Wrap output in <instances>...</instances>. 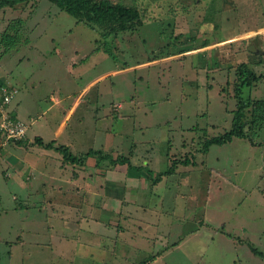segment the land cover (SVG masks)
I'll list each match as a JSON object with an SVG mask.
<instances>
[{
    "label": "rangeland",
    "instance_id": "374dc122",
    "mask_svg": "<svg viewBox=\"0 0 264 264\" xmlns=\"http://www.w3.org/2000/svg\"><path fill=\"white\" fill-rule=\"evenodd\" d=\"M110 1L137 5L143 24L104 38L98 29L76 23L48 0H39L33 9L30 5L0 8V33L11 20H24L20 42L6 52L0 46V80L12 85L13 98L22 80L20 87L26 85V96L33 93L32 102L38 105L29 118L22 102L21 121L29 126L26 136L0 150V264H152L154 251L159 250L165 254L155 264H264V118L252 117L254 105L249 104L245 138L201 152L206 139L231 129L238 105L237 67L248 63L245 56H250L244 47L251 41L264 46L255 39L243 41L238 34L255 22L264 27V0ZM259 60L256 72L263 78L254 82H258L255 92L253 86L243 92L252 101L264 100V57ZM51 95L61 103L54 104ZM16 99L10 110L19 103ZM39 134L48 140L40 138L45 143L53 138L57 145L72 142L74 155L101 150L114 162L96 155L83 165L66 163L60 152L39 146ZM33 154L49 157L47 170L43 164L48 179L37 177L39 171L26 164ZM186 158L194 162L189 171L169 177L163 186L172 192L163 194L164 204L176 207L175 213L166 207L156 217L140 211L114 213L108 232L118 239L140 221L170 226L172 235L165 229L158 237L155 233L141 240L142 260H74L73 245L67 242L66 256L58 255L62 244L57 245V235L62 237L63 231L67 237L74 235L68 242L75 240L72 227L57 229L59 221L69 225L77 221V208L66 205L75 197L66 188L74 189L75 169L80 176L77 182L90 181L95 174L113 185V190L98 193L103 198L109 193L110 208L115 210L124 199L123 191L141 179L143 160L159 170L154 182L166 175L172 159ZM139 185H144L142 179ZM19 232L27 243L11 257L7 246ZM39 237L56 246L32 242ZM155 243L159 249L154 250Z\"/></svg>",
    "mask_w": 264,
    "mask_h": 264
},
{
    "label": "crops",
    "instance_id": "0c3cea01",
    "mask_svg": "<svg viewBox=\"0 0 264 264\" xmlns=\"http://www.w3.org/2000/svg\"><path fill=\"white\" fill-rule=\"evenodd\" d=\"M238 36L239 38L241 37L243 41H246L244 39H247V40L255 39L256 42L261 41L262 43H264V27H258L255 22L252 27H249V29L240 32ZM249 45H253L259 51V53H254V54L250 53L251 55L249 57L245 56L249 60L248 65L251 68H253L255 73H257L256 69L260 67V64L256 63L257 58L259 59L260 56L264 57L263 56L264 46L263 44L261 46H257L255 41L247 42L244 47L245 51L247 52H248L247 47ZM257 55L259 56L257 57ZM243 62L247 63V61H243ZM260 80H258V82ZM21 81L18 82V85H17L18 93L17 95H15L16 97H14L15 99L17 98L16 100L19 103L13 110H10V112H12L11 114L19 120H21V118L24 116L32 118L31 117L32 112L38 106L37 103L32 102V101H36V98L35 96H33V93L30 94L31 96H28V97L26 96L25 90L27 86L25 85V86L20 87V85L22 84ZM258 82L257 84L256 83L253 84V87L251 89L252 92L256 91L258 87ZM23 84H26V82H23ZM0 85H4L8 87L12 86V85H9L5 80H0ZM20 94L22 98L19 99ZM14 98L12 101L15 100ZM50 100L51 101L53 100L55 102L54 104L56 105H59L61 103V100L56 99L53 95H51ZM22 102H23L22 110H26L25 114L20 109L22 106ZM51 108H52V105L49 106L48 109H45V112L49 111ZM23 114L24 116H22ZM51 123L52 122L50 120L48 124H51ZM37 138H41L43 141H48V140H45L43 137H41L40 134L37 136ZM50 141H53L55 145H57L58 143V139H55V138L49 140V142ZM0 143H1V137H0ZM70 143L71 144H69V142L63 143L62 145L67 146L69 150H71L70 146L72 145V142ZM5 146L3 147L0 146L1 147L0 150L2 148L4 149ZM41 148L44 149L43 147ZM42 155L43 156L39 157L33 154L32 157L29 159V162H26V164L29 166L30 169H37L39 171V174H37V177L42 178V176L44 175L45 178L48 179L49 176L45 172V168H43L44 167L43 164L45 161L46 170H47L49 157L47 155L45 156L44 154ZM41 160L43 161L42 163H41ZM155 161H157V159H155ZM149 162L150 160H147V159L143 160V168L139 170V174H140L139 176L141 177L144 185H139L141 182V179L138 180V184H136L137 186H135V184L133 183L129 184V186L123 191L124 199L122 200V203H121V200L118 201L117 205L118 207L120 206V208L118 209L115 206V210L110 208V202H112L113 200L111 196L109 195V193H107V195L104 196V198L102 197V194L100 195L98 193V191L107 192V191L113 190V187H112L113 185L111 183H108L103 176L97 179L96 178L97 175L95 174H92L91 176H89L90 181H87L86 179L84 181L77 182V178H79L80 176L77 175V169H75L76 175L73 176L74 179L72 181L74 182V184H72L74 186V189H72L71 187H66V186L65 187L68 189V192L69 190H72V192L74 193L73 196L75 197L72 196L73 199L69 203H66V205L68 206L72 205L77 208L76 210L78 212L77 221L70 222V225H69V221L63 220V221H59V224L57 226V229H59L61 226L64 227V229L69 228V226L72 227V230L75 232V240H74V243L68 242L67 239L73 238L74 235L67 237L65 236V233L63 231H62V237H59L57 235V241L59 242L57 245H59L60 243L62 244V249L58 253V255L61 258L66 256L65 250H64V245L66 246V242L73 245L72 253L75 255L74 260H77V258H82L85 260H89L91 262L104 261L107 263V261H119V260L122 262H130L131 260L135 258L142 260L145 257V247L144 245L141 244V240L147 239L148 237H151V236H155V233H156V236L158 237L165 229H170L169 228L170 226L164 227L165 224L162 225L159 223L160 221H157V220H154V221L144 220V221H140L137 224H134L133 225L134 228L130 227V229H135V230L143 229L142 233H140L139 230L130 231V229H127V230L125 229L122 232V238L118 239V237L115 236L116 237L115 238L110 232H108V230L113 226L112 220L114 219V213L117 211L121 213H133V212L140 211V212H143L144 214H153L156 217L158 215L157 212L161 213L165 209V207L168 209L170 213H175L174 211L176 210V207L168 205L167 203L164 204L166 200H164L163 194H165V196L166 194L167 195L169 194L171 196L172 192H171V189H168V188L163 189V186H166V182L169 180V177H172L175 174H178L179 172L189 171L188 165L182 166V164H180L179 166L178 164V166L174 168L172 173L163 175L162 177L157 178L156 181L154 180L153 182L154 174L159 173V170L153 169L149 165ZM62 166H64V164H62ZM30 175L34 176L32 175V172H29V176ZM142 175H144L145 177L142 178ZM64 181L65 183L68 182L67 180H64ZM134 182H137V181L134 180ZM28 183H30V181ZM28 183H27V186H29ZM149 183H152V185ZM76 189H78L79 191L78 190L76 191ZM81 189H83L82 192L80 191ZM61 193H63L64 195H67V193L64 190ZM90 196L91 198H90V201L88 202V198ZM136 196H138L139 198H135ZM21 204L22 203H18L17 205L21 206ZM64 206H65V203H64ZM98 212L101 213V216L97 215ZM88 213H90L91 216L85 217ZM81 214H84V216H81ZM87 222H89L88 227L85 226V223ZM171 228H173V226H171ZM102 229L106 232V234H103ZM50 231H47L48 237L52 235ZM77 231L79 232L78 233L79 235L77 234ZM53 232L56 233V228L53 230ZM80 233L85 235V237L83 238V235H80ZM125 233L127 234V236H125ZM1 234L2 232L0 231V237H1ZM22 234L23 232H19V234L14 239V242H10L9 245L7 246V248L10 250L9 251L10 254L8 255H10L11 257H14L15 255H17V253L19 252V247L24 246V243H27L26 240L28 238L23 237ZM102 234L105 236H103ZM169 234L172 235L171 229L169 230ZM138 240L140 243L138 242ZM178 240H175V243L173 244L174 246H177L176 242ZM32 242H35L40 247H42L41 246L42 244L55 245L51 241H50L51 243H45V240H42L41 237L34 238ZM156 245L157 244L155 243L154 250L159 249L157 248ZM164 250L165 251L169 250V247ZM160 251L161 250L154 251V253H157V256L153 257L152 264H155V262L162 260V256L165 253L164 252L158 253ZM7 253L8 251H6V254Z\"/></svg>",
    "mask_w": 264,
    "mask_h": 264
},
{
    "label": "trees",
    "instance_id": "16d2710c",
    "mask_svg": "<svg viewBox=\"0 0 264 264\" xmlns=\"http://www.w3.org/2000/svg\"><path fill=\"white\" fill-rule=\"evenodd\" d=\"M59 8V10L70 14L75 18L76 23H82L89 28L98 29L102 37L108 38L119 31L132 30L143 24V14L137 5L126 6L120 3H112L110 0H48ZM39 0H0V8L14 7L16 5H30L33 9ZM31 9V11H32ZM24 20L20 17L11 20L6 28L0 33V46L4 47V52L9 51L20 42V32L23 28ZM251 55V54H250ZM259 55H257L258 57ZM257 63V62H256ZM261 60L257 64H260ZM262 74H256L248 63L242 62L237 67V80L234 83V96L238 101L237 109L233 113L231 129L222 135L214 136L203 142L201 152L206 154L212 145H223L231 142L233 138H245L243 132L244 120L247 116L249 104L254 105L252 117L262 120L264 118V100L252 101L248 95H243L244 88H251L253 83L262 79ZM21 141V140H20ZM39 146L46 149H55L62 154L66 163L83 165L84 161L92 156L107 158L114 162L109 154L101 150L90 149L85 153L74 155L69 148L64 145H55L53 141L43 142L36 139ZM116 162L122 163V158H116ZM194 164L188 158L181 162L171 160L166 174L173 172L175 166ZM255 255L262 256L261 253L254 252Z\"/></svg>",
    "mask_w": 264,
    "mask_h": 264
},
{
    "label": "built area",
    "instance_id": "2783aa9c",
    "mask_svg": "<svg viewBox=\"0 0 264 264\" xmlns=\"http://www.w3.org/2000/svg\"><path fill=\"white\" fill-rule=\"evenodd\" d=\"M15 91L12 87H0V146H5L11 141L22 140L29 126L15 118L9 109Z\"/></svg>",
    "mask_w": 264,
    "mask_h": 264
},
{
    "label": "water",
    "instance_id": "95a60500",
    "mask_svg": "<svg viewBox=\"0 0 264 264\" xmlns=\"http://www.w3.org/2000/svg\"><path fill=\"white\" fill-rule=\"evenodd\" d=\"M247 50H248V52H250V53H259V51L253 46V45H249L248 47H247Z\"/></svg>",
    "mask_w": 264,
    "mask_h": 264
}]
</instances>
